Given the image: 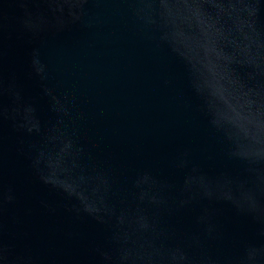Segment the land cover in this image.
<instances>
[{"label": "water", "instance_id": "obj_1", "mask_svg": "<svg viewBox=\"0 0 264 264\" xmlns=\"http://www.w3.org/2000/svg\"><path fill=\"white\" fill-rule=\"evenodd\" d=\"M0 264H264V0H0Z\"/></svg>", "mask_w": 264, "mask_h": 264}]
</instances>
